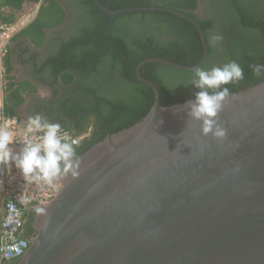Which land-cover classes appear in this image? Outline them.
<instances>
[{
	"label": "water",
	"instance_id": "1",
	"mask_svg": "<svg viewBox=\"0 0 264 264\" xmlns=\"http://www.w3.org/2000/svg\"><path fill=\"white\" fill-rule=\"evenodd\" d=\"M110 15L150 12L136 8ZM138 124L96 144L78 159V175H62L57 198L35 220L36 238L17 264H264V81L230 94L205 135L190 103L160 105L158 88ZM195 102V101H191Z\"/></svg>",
	"mask_w": 264,
	"mask_h": 264
},
{
	"label": "trees",
	"instance_id": "2",
	"mask_svg": "<svg viewBox=\"0 0 264 264\" xmlns=\"http://www.w3.org/2000/svg\"><path fill=\"white\" fill-rule=\"evenodd\" d=\"M199 1L100 0L103 7L111 11L157 9L124 13L112 19L95 0H87L95 29L82 39L83 48L79 43L68 46L55 67L56 74L72 73L67 85L74 83V75H79L85 83L92 77L101 80L100 84L91 88L84 87L80 82L75 84V89L83 93V97L90 98V108L67 115L70 118L81 114L83 117L93 115L96 122L83 131L75 130L69 124L62 126L79 134L90 129V137L78 151L77 159L107 136L140 123L150 112L155 94L137 79L136 68L141 62L161 59L194 67L201 61L203 45L196 26L187 19L161 11L163 9L178 12L200 25L208 46V58L203 68L222 66L232 60L240 64L244 79L227 85L230 94L264 81V76L258 77L252 70V65L264 64V0H203L205 12L202 17L197 15ZM37 2L0 0V22L15 23ZM40 15L50 20L51 16L54 18V11L52 7L42 8ZM40 15L36 24L44 26L46 21L40 20ZM62 16L63 13H60L57 24L61 23ZM212 35H220L223 39L213 43L210 39ZM140 73L158 88L162 107L195 101V94L200 91L191 84L194 71L147 63Z\"/></svg>",
	"mask_w": 264,
	"mask_h": 264
},
{
	"label": "clouds",
	"instance_id": "3",
	"mask_svg": "<svg viewBox=\"0 0 264 264\" xmlns=\"http://www.w3.org/2000/svg\"><path fill=\"white\" fill-rule=\"evenodd\" d=\"M210 39L217 43L223 37L212 35ZM252 70L256 76H264V64L252 65ZM242 79L244 71L234 60L210 69H194L191 84L200 91L195 94V102H189V115L195 120L203 121L202 131L205 135L213 133L218 138L225 136V130L216 126L215 118L230 95L227 85ZM61 132L59 123L50 122L37 114L28 117L25 137L17 141L13 131L9 130V125L5 123L0 126V165L14 164L28 184L44 182L48 186H54V181L62 175L69 172L73 176L78 175L76 169L79 168V162L74 147L77 141L69 140L66 135L62 136ZM15 143L22 145L19 151L14 149ZM20 199L23 203L29 202V198L24 195H21ZM35 212L44 214L45 208L36 207Z\"/></svg>",
	"mask_w": 264,
	"mask_h": 264
},
{
	"label": "built area",
	"instance_id": "4",
	"mask_svg": "<svg viewBox=\"0 0 264 264\" xmlns=\"http://www.w3.org/2000/svg\"><path fill=\"white\" fill-rule=\"evenodd\" d=\"M33 7L21 14L13 24L0 22V126L7 123L17 141L25 137L27 122L7 113L6 100L12 81L7 61L12 40L20 32L23 21L32 18L36 11ZM61 129L62 136L66 135L69 140L77 141L74 147L80 146L90 137V129L80 134L68 128L61 127ZM13 147L19 151L22 145L15 143ZM62 187V176L54 181V186H48L44 182L28 184L14 164L0 165V264H12L25 256L36 238L28 240L23 236L26 217L35 211L36 207L44 208L51 204ZM21 195L29 198V202L23 203L20 199Z\"/></svg>",
	"mask_w": 264,
	"mask_h": 264
},
{
	"label": "flooded vegetation",
	"instance_id": "5",
	"mask_svg": "<svg viewBox=\"0 0 264 264\" xmlns=\"http://www.w3.org/2000/svg\"><path fill=\"white\" fill-rule=\"evenodd\" d=\"M28 0H26L27 2ZM87 0H38L35 6H37V12L34 11L32 18L27 22H33L37 20L40 15V11L43 8L52 7L54 11V18L51 16L53 23L59 21L60 13H63L61 23H58L54 28V33L51 38L45 42L44 50L41 53V58L44 59V65L42 66L41 77L45 80V86L54 87V94L57 95V102L52 103L48 110L42 113L47 120L53 123H59L62 126L65 124L71 125L75 130L83 131L89 128L96 122L95 116L83 117L79 115L76 118H70L68 113L84 112L83 109L90 108V98L83 97V93L78 92L75 89V84L80 82L84 87L91 88L100 84V79L92 77L85 83L78 76L74 75L73 84L67 85L66 82L70 81V71L63 74H56V65L60 60L64 50L74 43H79L83 48L82 39L88 37L91 29H95L93 23L94 18L91 15V11L87 5ZM205 5L203 0L199 1V8L197 15L202 17L204 14ZM40 20L49 22L48 18L40 15ZM69 110V112H68ZM84 142L75 147L76 155L80 149H82ZM39 214L35 211L31 212L25 220V227L23 230V236L28 240H32L36 237L37 231L35 229V220ZM18 262L12 263L17 264Z\"/></svg>",
	"mask_w": 264,
	"mask_h": 264
},
{
	"label": "crops",
	"instance_id": "6",
	"mask_svg": "<svg viewBox=\"0 0 264 264\" xmlns=\"http://www.w3.org/2000/svg\"><path fill=\"white\" fill-rule=\"evenodd\" d=\"M33 8L37 12V6ZM27 21H23L20 32L12 40L7 61L12 80L6 100L7 113L24 122L28 121L29 116L37 114L47 119L42 113L57 102L53 85L46 87L41 77L45 59L41 58V53L57 23L46 22L41 26L36 24V20Z\"/></svg>",
	"mask_w": 264,
	"mask_h": 264
},
{
	"label": "rangeland",
	"instance_id": "7",
	"mask_svg": "<svg viewBox=\"0 0 264 264\" xmlns=\"http://www.w3.org/2000/svg\"><path fill=\"white\" fill-rule=\"evenodd\" d=\"M28 20V19H27Z\"/></svg>",
	"mask_w": 264,
	"mask_h": 264
}]
</instances>
